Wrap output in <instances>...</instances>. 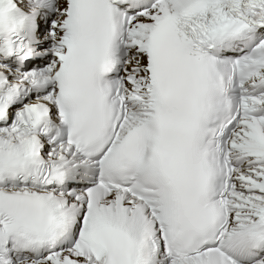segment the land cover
Here are the masks:
<instances>
[{
  "label": "snow or ice",
  "instance_id": "6c2138e0",
  "mask_svg": "<svg viewBox=\"0 0 264 264\" xmlns=\"http://www.w3.org/2000/svg\"><path fill=\"white\" fill-rule=\"evenodd\" d=\"M0 264H264V0H0Z\"/></svg>",
  "mask_w": 264,
  "mask_h": 264
}]
</instances>
